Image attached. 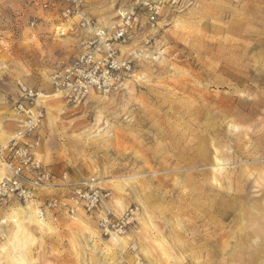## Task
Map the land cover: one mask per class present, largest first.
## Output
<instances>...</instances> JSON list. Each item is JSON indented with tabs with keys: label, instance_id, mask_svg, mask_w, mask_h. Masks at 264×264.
I'll list each match as a JSON object with an SVG mask.
<instances>
[{
	"label": "rangeland",
	"instance_id": "374dc122",
	"mask_svg": "<svg viewBox=\"0 0 264 264\" xmlns=\"http://www.w3.org/2000/svg\"><path fill=\"white\" fill-rule=\"evenodd\" d=\"M107 2L115 25L125 1ZM196 4L165 5L157 28L120 46L139 54L123 90L78 106L42 97L77 175L95 176L116 214L135 209L127 235L0 201V264H264V35L228 37ZM54 51L14 44L1 77L45 87Z\"/></svg>",
	"mask_w": 264,
	"mask_h": 264
},
{
	"label": "built area",
	"instance_id": "2783aa9c",
	"mask_svg": "<svg viewBox=\"0 0 264 264\" xmlns=\"http://www.w3.org/2000/svg\"><path fill=\"white\" fill-rule=\"evenodd\" d=\"M87 1L37 0L36 3L54 22L50 32L53 36L71 33L79 42L80 52L49 77L54 94L72 106L84 103L93 94L106 96L123 90L134 73L139 54L122 53L120 46L143 27L157 28L165 5L181 8L186 0H124L125 4L116 9L118 22L111 27L102 26L86 13ZM40 21L32 16L28 26L35 28ZM17 88L11 110L18 117V128L8 141H0V201L19 203L32 209L40 219L78 214L93 217L101 234L109 240L125 237L135 221V209L113 214L106 205L109 191L93 175L68 181L63 173L61 182L57 181L50 166L43 164L37 155L36 135L45 116L42 97L47 95L22 82ZM58 187L66 192H52L43 197L40 194L43 189L50 191ZM128 248L135 251L136 246L131 243ZM134 256V264H147L138 255Z\"/></svg>",
	"mask_w": 264,
	"mask_h": 264
},
{
	"label": "crops",
	"instance_id": "0c3cea01",
	"mask_svg": "<svg viewBox=\"0 0 264 264\" xmlns=\"http://www.w3.org/2000/svg\"><path fill=\"white\" fill-rule=\"evenodd\" d=\"M195 1L199 7L198 13L201 19L209 21L214 18L220 24L218 28L221 29L222 34L228 37L234 39L243 35H264V0ZM36 3L37 0H1L0 51H5L14 44L19 46L23 44L25 50L30 51L31 55L35 52L44 54L50 52L52 46L56 54L51 59L54 63L49 71L51 76L62 64L80 52L81 48L78 40L71 33L63 37L53 36L50 32L54 22L48 17L47 12L42 11ZM108 7L107 0H88L85 4V11L89 15L99 16L102 26L111 27L114 25L113 21L107 20L106 22L104 15H101ZM32 16L42 20L35 28L28 26V20ZM3 72H0V141L6 142L18 128V117L13 115L11 107L13 101L17 98V85L20 81L17 80L16 76L1 77ZM49 77H47L48 83L45 87L34 89L41 91L44 89V94L52 97L55 94L49 84ZM23 83L28 85L26 82ZM43 106L45 107V105ZM45 113L46 116H44L42 125L36 135L39 140L37 146L38 158L43 164L50 166L58 178V182H61L60 176L63 173H66L68 181L79 180L81 175H77L74 164L68 161L60 148L55 147L58 141H55L51 135L52 131L49 128L47 110H45ZM52 192L63 193L66 192V189L62 187L50 191L43 189L40 194L43 197ZM109 195H111V192H109ZM108 199L109 196L106 199V205L113 214H116Z\"/></svg>",
	"mask_w": 264,
	"mask_h": 264
},
{
	"label": "bare ground",
	"instance_id": "6f19581e",
	"mask_svg": "<svg viewBox=\"0 0 264 264\" xmlns=\"http://www.w3.org/2000/svg\"><path fill=\"white\" fill-rule=\"evenodd\" d=\"M141 78H143V77H141ZM21 210V209H20ZM17 211V210H16ZM25 211V210H24ZM22 214V213H21ZM32 214V213H31ZM27 215V214H26ZM33 216V215H32ZM42 225V224H41ZM257 231V228H256V230H255V232Z\"/></svg>",
	"mask_w": 264,
	"mask_h": 264
}]
</instances>
